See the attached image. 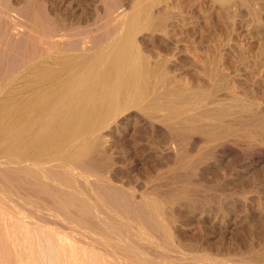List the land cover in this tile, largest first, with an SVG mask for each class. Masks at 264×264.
I'll return each instance as SVG.
<instances>
[{
  "label": "rangeland",
  "instance_id": "374dc122",
  "mask_svg": "<svg viewBox=\"0 0 264 264\" xmlns=\"http://www.w3.org/2000/svg\"><path fill=\"white\" fill-rule=\"evenodd\" d=\"M137 1L0 0V61L10 67L13 62L19 64L23 60L22 48L30 45L31 48H47L49 42V48H95L113 28H118L132 5L141 4ZM156 1L153 24L135 33L136 48L149 65L156 63L157 69L161 66L159 69L164 73L158 69L161 76L157 80L162 85L165 80L166 84L171 81L169 87L175 84L182 86L184 93L187 91L189 96L183 97L184 102L195 94L203 100L201 105L232 108L222 120L227 123L228 131L208 142L193 130L175 136L160 122L148 121L152 123L148 124L140 113L132 110V114L129 112L124 120L112 126L114 132L99 138L98 152L91 156L89 168L83 165L79 166L80 171L77 168L88 182L77 175L76 180L84 181L81 184L92 193V199L95 196H98L97 201L99 197L103 199L99 200L101 203L98 201L100 210L108 205L109 209L102 208L105 213L96 212L97 218L100 216V220L110 225L114 223L118 229L122 227L120 224H126L131 231L123 232L125 238L138 244L139 251H142L139 247L144 251L149 248L146 255L157 262L167 264L153 255L156 251L152 248L163 238L153 232L150 235V229L147 232L152 216L142 205L150 202L162 208V215L157 217L169 231L165 241L171 243L173 249L178 246L174 254L163 252L177 258V262L181 260L180 264L194 257L214 258L222 264H264V0H229L223 4L213 0ZM56 24L63 25L65 31L57 37L53 36ZM2 64L4 71L8 66ZM2 73L0 76L4 78ZM19 79L16 85L24 87L27 78ZM237 106L246 110L243 109L245 115ZM255 122L260 127L255 126ZM3 165L0 164V171L4 167L7 170L18 167ZM89 171L92 177L88 176ZM94 176L99 181L96 178L94 181ZM0 180L2 187L15 184L8 183L7 179L4 184L1 177ZM87 186H91L90 190ZM2 201L5 204L1 205ZM14 205L7 204L0 194V210L7 213L8 206L14 212L19 210L22 215L17 217L26 221L22 219L25 223L20 224L12 217L13 236L25 235L32 239L30 248L37 244L34 251L30 249L32 254L24 245L25 254H30L26 264L34 254L36 264H124L121 256L107 253L111 251L105 244L107 241L102 244L100 237L87 233L91 229L88 220L83 222L86 230L69 231L62 216L50 210L47 204H38L40 209L33 210L34 213L28 206L19 204L13 208ZM110 208L112 213H109ZM29 214H32L30 218ZM110 217L114 221L111 222ZM95 236L96 241H92Z\"/></svg>",
  "mask_w": 264,
  "mask_h": 264
},
{
  "label": "bare ground",
  "instance_id": "6f19581e",
  "mask_svg": "<svg viewBox=\"0 0 264 264\" xmlns=\"http://www.w3.org/2000/svg\"><path fill=\"white\" fill-rule=\"evenodd\" d=\"M140 1L138 0L137 2L141 4L135 3L130 7L125 17L123 15L124 19L119 22L118 28H113V32L110 30L111 34L105 35L103 44L99 43L100 45L98 44L95 48H49L50 42L49 44L47 43V48H31L30 45L29 48H22L21 54L23 55V60H20L19 64L13 62V65L10 67L6 62L8 68L4 71L0 67V75L2 71V75H4V78L0 76L1 79L3 78V86L2 83V87L0 86V164L18 166L11 170H7V167H4V170L0 171V177L3 178L4 184L5 179H7L6 181H10L8 183H15L14 187L12 185H9L8 188L2 187L3 183H0V187L6 203L15 204L13 208L16 205L22 204L23 207H30L31 213H34V211L37 212L40 209L38 204H47L50 210L62 216L69 231L78 229L76 232H79V229H85L83 222L88 220L91 229H88L87 233L100 237L103 241L102 244L107 241L105 244L111 251L107 252L109 250L107 247L106 250H103L107 253L110 252L111 255L121 256L120 258L124 261V264H163L155 261L152 256L148 257L146 255L149 248H145L147 251H144L139 247L144 252L139 251L137 248L138 244L135 245V242H130V240L125 238L126 236L123 235V232L125 233V230L126 232L131 231L127 228L126 224H117L119 227H123H121L124 230L122 231L121 228L119 230L118 227L113 226L115 225L114 223L110 225L108 222L104 223L105 221H102V218L100 220V216L97 218L96 212L102 211L101 214L105 213V210L103 211L102 208L106 209L108 205L104 203L106 206H102L100 210V206L98 205L103 199L100 200L99 197L100 201H98L100 203L95 199H98V196L94 198L92 195V199L90 197L92 193L90 194L86 190L85 184V186L81 184L84 181L79 183L76 180L77 176L81 180H88L85 177L86 175L79 172L81 170L79 166L83 165L82 167L88 166L87 168H89L91 156L98 152L99 138L106 133L110 135L112 131L114 132L115 130L112 126L124 120V116L128 115L132 110L140 113L147 123L148 121H158V124H163L164 128L168 129L169 133L175 136L176 134L180 136L182 132L193 130L194 133H199L208 142L214 141L221 133L224 134V132L228 131L227 123L225 125L222 123V120L229 115V110L232 108L222 107L224 105L221 107H217L218 105L211 106L209 103L201 105V103L204 104L203 100L196 97L197 95L195 94L188 98L187 102H184L182 100L183 97H188L189 95L188 93V96L186 95L187 91L183 92L182 86H178L180 88L178 89L177 85L173 84L172 87L174 88H172L171 84L170 87L168 86L171 81L168 82V80V84H166L165 80L163 82L164 85H162L157 80L160 75L159 71L162 68L159 69L161 67L159 65L158 71L157 65L155 66L156 63H154V66L149 65L145 56L139 53L135 44V33L141 28L148 29L151 26L153 8L158 3L156 0L143 4ZM213 1L223 4L229 0ZM62 26L61 24L54 25L53 36H61V31L64 30ZM45 28L49 30L48 26H45ZM53 29L50 32H53ZM52 46H54V42ZM0 63H4V67L6 66L5 61H0ZM1 66L3 67V64ZM153 67H156V69ZM161 73H164L163 70ZM19 78H24L25 80L27 78L26 84L24 83V87L26 88L25 93L22 92L24 89L22 84L21 86L18 84L21 89L16 85V80L20 81ZM3 80H5V83ZM207 104L211 107L204 108ZM243 109L241 110L242 112L245 110ZM244 118L241 119L245 120L246 118ZM249 121L251 123L250 119ZM256 123L255 126H259ZM260 123L262 125V120ZM257 130H260V128ZM244 138L246 139L245 136ZM184 161L188 163L189 160L185 159ZM91 174L92 172L88 176H91ZM95 178L94 176V181L96 179L99 181L98 178ZM87 187L90 190L91 186ZM2 203L3 201L1 205ZM150 203L142 205L144 208L147 207L145 209L148 212L146 210L145 212L152 216L151 220H149L150 226L146 230L149 232L150 229V235L153 232L156 235H161L163 238L159 244V240H156L157 245L153 244L155 247L152 245L153 251L157 253L154 252L153 255L155 254L154 257L167 262V264H180L181 260L178 263L176 261L177 258L174 259L172 257L178 246L176 244V249H173L171 248V243L170 245L169 243L167 244V241H165L168 231L167 226L161 221L162 219L159 220L157 217L162 215V208L160 209L157 203L155 205V202ZM111 206L114 209V204ZM8 208L9 206L6 208L7 213L0 210V264H26L29 252L32 254L37 244L33 246L34 248H30L28 245L32 239L29 240V237H25L24 234V236L19 235L20 238L16 234L18 238L13 236V220L15 221L17 218L20 224H22V219L24 218L17 217L22 215L18 213L19 210L18 212H14V209L11 210L9 208L16 217L12 216L13 213L11 211L8 212ZM30 216L32 214H29L28 217L30 218ZM36 216L34 214V218L38 220ZM112 221L114 220L111 219ZM21 236L25 237L26 242ZM133 237L135 236L133 235ZM96 239V236L95 238L92 237V241H96ZM24 245L25 248L27 247V250L29 248L27 254H25L27 250L24 249ZM30 249H33V251H30ZM163 251L172 252L173 254L170 253L172 258L168 257L169 254L168 256L164 254L165 252ZM178 252L182 254L181 250H178ZM35 253L37 254L38 252L35 251ZM32 256L35 257L36 255ZM32 256H29L28 264L32 260L34 261L31 263L36 264V258L33 259ZM30 257H32V260H30ZM186 264L222 263L214 258L203 257L200 260L194 257L193 259L190 258V260L188 258Z\"/></svg>",
  "mask_w": 264,
  "mask_h": 264
}]
</instances>
